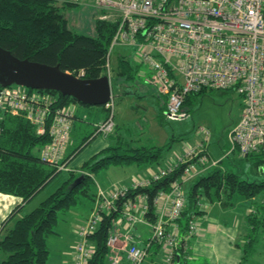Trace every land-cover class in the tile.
Segmentation results:
<instances>
[{
    "label": "built area",
    "instance_id": "obj_1",
    "mask_svg": "<svg viewBox=\"0 0 264 264\" xmlns=\"http://www.w3.org/2000/svg\"><path fill=\"white\" fill-rule=\"evenodd\" d=\"M65 3L91 4L101 19L117 26L106 60L111 78V55L116 46L135 49L143 63L154 70L162 96L166 97L168 118L185 114L188 96L203 90H231L242 96L244 109L229 138L232 152L243 156L264 154V0H59ZM83 71L80 72L82 76ZM149 79V78H148ZM56 98L44 90L12 85L0 89V133L5 113L30 121L38 134L49 131L52 141L42 147L43 161L68 170L64 155L74 127V108L54 106ZM108 116L95 124V135L109 136L116 127L113 99L106 104ZM220 163L210 161L204 142L186 150L174 164L159 166L148 176L129 186L100 190L86 225L80 227L73 264H90L95 249L90 235L95 233L104 212L116 211V202L130 189L137 190L158 181L178 167L186 165L184 177L170 192H160L153 200L156 218L150 210L147 194H139L125 203L121 216L123 230L108 238V264H145L153 245L165 252L164 264H175L177 249L187 253V241L197 232V217L189 223L188 233L179 230V219L186 206L183 183L195 179ZM150 227L146 243H137V224ZM169 227H174L169 228ZM122 230V231H121ZM124 242L123 246L119 244ZM126 253V256L122 254Z\"/></svg>",
    "mask_w": 264,
    "mask_h": 264
},
{
    "label": "trees",
    "instance_id": "obj_2",
    "mask_svg": "<svg viewBox=\"0 0 264 264\" xmlns=\"http://www.w3.org/2000/svg\"><path fill=\"white\" fill-rule=\"evenodd\" d=\"M116 28L114 22L97 20L95 36L79 34L70 28L68 19L55 6L53 0H0V45L3 48L20 59L59 65L63 71L77 76L83 71L81 77L87 79H97L107 74L106 60ZM132 70L131 63L124 57L121 58L118 75L131 78ZM44 91L55 96L56 108L68 106L74 108L76 104L90 107L71 96H64L56 91ZM193 95L195 94L185 100L183 106L185 112L192 103ZM163 100L158 113L160 124H164L168 119L166 97L163 96ZM109 113L108 108L107 116ZM76 115L75 113L74 124ZM118 130L119 125L110 135L113 142L86 161L80 168V174L74 170L65 172L66 177L56 190L43 199L36 208L20 216L24 206L40 194L63 170H59L57 165L43 161L40 156L42 147L52 141L49 131L40 135L36 127L23 116L4 114L0 133V194L16 196L21 203L1 224L0 235L4 230L6 232L0 239V250L6 257L0 260V264H47L50 255L48 238L56 234L55 227L60 214L76 206L80 196H90L91 187L95 182L92 177L94 174L112 166L160 165L166 146L167 149L171 146L170 143L164 146L138 145L132 138L119 134ZM94 134L95 132L85 138L82 145L73 150L72 155L88 145L95 137ZM67 151L64 162L70 160V150ZM254 156L258 157L256 168L264 165V154L246 155L245 158ZM185 167L186 165L178 167L168 176L152 182L145 188L130 189L116 202L118 208L116 211L103 213L98 230L90 235V241L95 244L90 264H108L107 241L125 203L139 194H147L150 203L147 217L154 221L156 208L153 200L160 192H170L174 183L183 179ZM191 182L189 189H186V206L179 219L183 235L188 233L192 218L206 212L202 207L203 202L211 204L219 202L222 208L229 209L234 206L235 194L253 200L264 193V180L248 181L238 173L220 168L210 169ZM256 203L257 207L254 205L256 208L246 215L248 231L251 234L254 230V239L244 243L243 248L240 245L243 251L241 264H246L249 256L256 251V244L261 242L256 236L264 229V204ZM182 242V247L176 251L175 264H181V259L179 261L178 258L182 257L185 241ZM187 243L189 244L190 240ZM155 245L157 250L160 249L158 244ZM157 250L152 252V256Z\"/></svg>",
    "mask_w": 264,
    "mask_h": 264
},
{
    "label": "rangeland",
    "instance_id": "obj_3",
    "mask_svg": "<svg viewBox=\"0 0 264 264\" xmlns=\"http://www.w3.org/2000/svg\"><path fill=\"white\" fill-rule=\"evenodd\" d=\"M53 1L60 12L68 19L70 28L79 34L95 36L96 21H106L101 19V15L106 13H101L91 4L65 3L59 0ZM123 57L133 67L131 78L118 75L119 62ZM110 70L115 101V122L119 124L118 133L126 138H132L138 145L164 146L170 143V148L167 149L166 146V151L161 160V166L162 163L165 165L176 163L186 150L204 142L210 156V161L220 159V163L213 168L238 173L243 179L248 181L264 180V165H261L259 168L255 166L258 157L245 158L238 150L232 152L229 135L241 119L244 109V99L242 96L231 90H206L203 93L192 96V103L187 107L185 114L170 117L167 119V122L160 124L158 121V113L160 111V105L164 102L163 96L160 93L155 79H153L155 75L154 70L147 63L141 62L139 53L128 46H116L111 55ZM124 92L127 93L123 95ZM92 108L98 110L101 107H89L76 104L74 110L80 115V111ZM183 110L185 111L184 108ZM99 113L100 116L104 115L103 111ZM90 114L89 117L86 116L87 119L85 121V123H89L84 124L83 129L80 128V124H77L75 129L73 127L69 159L72 156L73 150L78 146L80 147L85 138L91 136L95 131L93 122L97 117V113L91 112ZM96 138L99 140L101 137ZM94 144H90V147L92 148ZM90 147L87 148L86 152L91 149ZM34 152L39 153L37 150H34ZM143 166L146 165L140 167ZM157 166V164L149 165L150 168H156ZM138 167V165L112 166L92 176L95 182L91 187L90 196H80L76 206L68 212L61 213L59 222L55 227L56 234H52L48 238V246L52 257L56 256L60 249L66 247V243H70L72 240L74 242L79 241V237L75 235V231L80 230V227L86 225L88 217L95 207L99 189L108 191L118 186H129L130 184L125 185L124 183L131 177L133 179L137 175ZM72 169L77 174L81 173L79 167ZM68 170H71V168L68 167ZM68 170H63L40 194L31 200L24 207L20 216L36 208L43 199L56 190L66 177L65 172ZM189 187L190 183L185 184V191ZM263 194L253 200H248L242 195L235 194L234 206L229 209H222L230 210L237 208L238 212H241L248 205L247 215L257 207L258 204L256 202L264 204ZM12 199H15V197ZM16 199L18 198L16 197ZM215 203L219 204V202ZM15 205H10L11 207H7L6 205L0 207V224ZM246 215L244 219V234L239 240V247L241 245L242 248L244 247V243L249 239H254V230L251 234L248 231ZM197 222L199 225H202V218L199 217ZM122 223H125V220L120 216L116 219L112 232H115L117 227ZM261 231L256 236V239H261V242L256 244L259 254H255L256 251L253 252L249 256L246 264H264V229ZM5 232L6 230L0 235V239L5 235ZM94 245L92 242V247ZM187 252H189V249ZM5 257L6 254L0 250V260ZM164 258L165 252L161 249L155 255L156 260L154 264H163ZM241 261L242 258L240 264ZM188 264L213 263L210 259L202 256H194L188 261Z\"/></svg>",
    "mask_w": 264,
    "mask_h": 264
},
{
    "label": "crops",
    "instance_id": "obj_4",
    "mask_svg": "<svg viewBox=\"0 0 264 264\" xmlns=\"http://www.w3.org/2000/svg\"><path fill=\"white\" fill-rule=\"evenodd\" d=\"M112 99L114 101V93H113ZM114 107H115V101H114ZM74 108H75V106H74ZM107 110H108L107 107H105V108L101 107L98 110H95L93 108L92 109H84V110L80 111V115L78 112H75L77 115H76V120H75V124H74V129L76 128L77 124H80V128L83 129L84 124L89 123V122L85 123V121L87 119L86 116L89 117V115H91L90 114L91 112L97 113V117H96L95 121L93 122V126H95V124L97 122H100L106 118ZM102 111L104 112V115L100 116L99 112H102ZM118 125L119 124L116 123V126H118ZM72 134H73V132H72ZM72 134H71V144L69 143L68 148H67L68 151L71 150L70 147L72 145ZM99 136L101 138L99 140H97L96 137H99ZM93 139L89 142L88 145H86L81 150H79L74 155H72V157L70 158V160L67 163L68 167H70L71 170H73L72 168H77V167L81 168V166L86 161L90 160L92 157L99 154L102 150H104L106 147H108L110 145V143L113 142V140L110 138V135L108 137L98 135V136L93 137ZM90 144H94L92 148L90 147ZM148 146H150V145H148ZM88 147H90L91 149L86 152ZM84 152H86V153L83 155ZM163 165H165V164L162 163V166ZM159 166H161V165H158L156 168H150L149 166H143V167L139 166L138 167L139 170H137V172H136L137 175H135V177L133 176L134 177L133 179L131 177L124 184L125 185L132 184L134 181L141 179V177L145 178L152 171H155L156 169H158ZM210 169L211 168H209L208 170H210ZM192 180L193 179L187 180L186 182H184L183 187H185V184H189ZM6 196H8V197H6ZM14 197H15V199H12ZM19 203H21V200L19 198L16 199V196L0 194V207H2L4 205L9 207L10 205L13 206L14 204H16L12 208V210H13ZM28 204L29 203H27L25 206H27ZM202 207H204L206 212H204L203 215L198 216L197 219L199 217L202 218L203 224L199 225L197 232L190 238L189 252H187V253L183 252L182 257L178 258L179 261L181 259V264H188V261L190 259H192L194 256H199V257L202 256L206 259H210L213 264H240V260H241L242 255H243V251H242V248L239 247V240H240V238H242V235L244 234V230H245L244 229V226H245V220L244 219H245V215L249 209L248 205L241 212H238L237 208L230 209V210H224V209H222L220 204H217V203L211 204V203L206 202V203L202 204ZM11 211L9 212V214L11 213ZM2 222H1V224H2ZM1 224H0V228H1ZM169 228L173 229L174 227H169ZM120 229L123 230V224H121L120 226L117 227L116 232L119 233ZM179 230L183 234V229H182V226L180 225V223H179ZM133 232H134V235L136 237L137 243L139 245L143 246L151 234V229L149 226H147L143 223L142 224L140 223V224L136 225ZM75 235H78V237L80 239L79 230L75 231ZM76 244H77V242H74L73 240L70 243H66L65 244L66 247L63 246L64 248H62L60 250L58 249L59 251H58V254L56 256L52 257L51 255H49V259H48L47 264H73L75 251H76ZM123 244H124V242L122 241L119 245L123 246ZM156 247H157L156 245L152 246L151 251H150L151 256H149V258L147 259L145 264H154V261L156 260L155 259L156 254H154V256H152V252L157 250ZM159 250H161V248L158 249L157 252ZM122 254L124 255V257L126 256L125 252H122ZM255 254H259V251H257V249H256ZM163 264H164V262H163Z\"/></svg>",
    "mask_w": 264,
    "mask_h": 264
},
{
    "label": "water",
    "instance_id": "obj_5",
    "mask_svg": "<svg viewBox=\"0 0 264 264\" xmlns=\"http://www.w3.org/2000/svg\"><path fill=\"white\" fill-rule=\"evenodd\" d=\"M0 85H21L31 89L56 91L90 106L106 105L113 94L108 75L97 79L83 78L63 71L59 65L20 59L1 45Z\"/></svg>",
    "mask_w": 264,
    "mask_h": 264
},
{
    "label": "bare ground",
    "instance_id": "obj_6",
    "mask_svg": "<svg viewBox=\"0 0 264 264\" xmlns=\"http://www.w3.org/2000/svg\"><path fill=\"white\" fill-rule=\"evenodd\" d=\"M106 75H107V74H106ZM109 78H110V77H109ZM110 80H111V78H110ZM112 98H113V94H112ZM111 100H112V99H111ZM115 128H116V127H115ZM114 131H115V130H114ZM114 131H113V132H114ZM113 132H112V133H113ZM112 133H111V134H112ZM111 134H110V135H111Z\"/></svg>",
    "mask_w": 264,
    "mask_h": 264
}]
</instances>
